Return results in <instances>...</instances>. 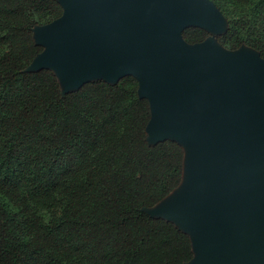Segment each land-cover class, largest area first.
<instances>
[{
    "label": "trees",
    "instance_id": "16d2710c",
    "mask_svg": "<svg viewBox=\"0 0 264 264\" xmlns=\"http://www.w3.org/2000/svg\"><path fill=\"white\" fill-rule=\"evenodd\" d=\"M229 8L219 4L227 27L217 42L264 58L255 20ZM61 13L57 0H0V264H187L189 236L144 210L180 184L184 150L147 142L136 79L62 93L51 69L26 70L41 51L33 28ZM207 36L182 32L188 43Z\"/></svg>",
    "mask_w": 264,
    "mask_h": 264
},
{
    "label": "water",
    "instance_id": "95a60500",
    "mask_svg": "<svg viewBox=\"0 0 264 264\" xmlns=\"http://www.w3.org/2000/svg\"><path fill=\"white\" fill-rule=\"evenodd\" d=\"M57 1L61 15L33 28L46 49L26 70L55 69L62 93L96 75L135 78L147 142L184 150L181 188L144 210L192 231L175 224L201 264H264V59L220 48L227 23L219 47L183 39L189 26L221 27L209 0Z\"/></svg>",
    "mask_w": 264,
    "mask_h": 264
},
{
    "label": "rangeland",
    "instance_id": "374dc122",
    "mask_svg": "<svg viewBox=\"0 0 264 264\" xmlns=\"http://www.w3.org/2000/svg\"><path fill=\"white\" fill-rule=\"evenodd\" d=\"M209 1L214 5V7L216 9H218L219 13L221 14V16L223 18L222 25H221V27L219 29L211 30L209 33L207 32L208 33V36L205 39H203V40H201L199 42H196V43H188L187 42L188 44H190V45H196V46H201L206 41H212L214 44H216V45L218 44L216 42V40H215L214 37H215L216 33H218L219 31H222V30L225 29L226 23H227L226 17L224 16V14L219 9V4L220 3H222L223 5H226L227 7H230L229 8L230 11L233 14H236V16L242 15V13H244L245 15H247V17L250 20H255L254 21L255 36H257L258 39L264 41V5L262 7H260V8L258 7L257 9H254L253 8V4H252V0H209ZM195 27L196 26H189L186 29H188V28H195ZM40 47H41V51L44 50V49H46L45 46H40ZM220 48H222L224 51L230 52L232 54H236L238 52H241V53L245 52V53H248V54H251V55H254V56H258V55L260 56V53L257 50H255L254 48H252V47H250L248 45H245V44H243L240 47H238L236 49H233V50H230V49L226 50L222 46ZM40 52H38V53H40ZM34 57H33V59H34ZM262 59H264V58H262ZM32 60L30 61V63L32 62ZM53 71L55 73H57V71L55 69H53ZM124 77H127V76H123L122 78H124ZM90 79H104L105 80V75H96V76L90 77L89 80ZM62 87L63 86L61 85L60 88L62 89ZM187 152H188L189 155H191L192 154V149L189 147L187 149ZM181 185H182V179H181ZM180 186L177 187L176 191H178L181 188ZM189 190H190V187L188 188V186L186 185V187L182 191V195L185 196L188 193ZM176 191H173L172 194L174 192H176ZM175 224L177 226L181 227L182 229H184V231H186L190 235L191 239H193V237H192V231L184 228L179 222H175ZM192 251H193V257L190 259V261L188 262V264H201L202 261H203V259L200 256L197 255L196 248L192 247Z\"/></svg>",
    "mask_w": 264,
    "mask_h": 264
}]
</instances>
